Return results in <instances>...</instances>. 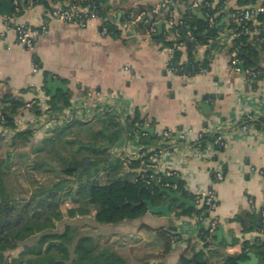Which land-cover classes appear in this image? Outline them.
<instances>
[{"label":"crops","instance_id":"obj_1","mask_svg":"<svg viewBox=\"0 0 264 264\" xmlns=\"http://www.w3.org/2000/svg\"><path fill=\"white\" fill-rule=\"evenodd\" d=\"M163 1L109 0L115 7L112 14L115 22L120 23L126 12L137 15L135 24L128 27L125 22L119 24V38L102 31L99 17L80 27L48 18L45 6L40 3L25 6L21 15L10 18L0 15V93L11 94L26 103L15 116L23 130L39 117L31 111L34 100L46 98L51 105L48 76L67 86L66 92L59 90L58 94H67L70 105L62 107L59 113H66L73 121H81L80 113L87 109L91 110L89 120L106 109L116 111L122 121L138 112L145 126L154 129L148 132L153 137L144 145L140 133L126 135L108 151L110 160L121 163L119 175L136 180L144 172L154 173L171 184L167 189H181L193 201V196L214 188L218 205L212 216L219 220L230 240L213 236L208 246L200 237L202 226L198 215L178 216L185 205L173 206L168 200L172 216L148 212L138 219L122 221L109 232L113 237L109 242L128 264H178L191 249L204 250L208 255L213 250L217 256H210L209 264H227L230 256L242 253L244 241L253 243L261 236L260 230L244 233L241 224L232 219L242 212L264 209V74L261 79L251 80L242 63L234 67L230 60L233 40L227 29L231 9L251 8L254 3L252 0L226 3L216 14L219 25L225 28L221 34L223 48L216 53L207 74L186 76L168 69L173 55L167 42L175 40V35L168 33L171 28L168 17L172 15L179 20L191 11L196 23L205 22L204 0L179 3L172 0L166 7L162 6ZM213 1L214 5L220 2ZM262 1L258 0V5ZM156 7L159 14L153 12ZM146 15L148 19L140 22ZM159 22L163 23L160 32L156 26ZM22 24L47 26L48 32L36 40L33 49H26L17 41L16 26ZM161 36L164 40L158 39ZM207 41L201 40L198 46L199 60L204 58ZM180 50L181 62H186V47ZM260 65L264 69V57ZM248 117L253 124H249V130H243L241 126ZM49 129L42 128L35 135H46ZM166 129L186 137L166 139L162 135ZM202 133H220L226 145L221 150L212 142L200 146ZM4 134L12 136L11 130ZM136 161L139 166L132 167L131 163ZM219 168L226 173L223 180L215 183L213 172ZM176 177L178 182H173ZM181 191L177 192L182 194ZM195 202V207H199ZM92 218L95 220V210ZM251 253L264 261V257ZM237 260L249 261L251 257L249 254L247 260Z\"/></svg>","mask_w":264,"mask_h":264},{"label":"trees","instance_id":"obj_2","mask_svg":"<svg viewBox=\"0 0 264 264\" xmlns=\"http://www.w3.org/2000/svg\"><path fill=\"white\" fill-rule=\"evenodd\" d=\"M66 0H0V15L10 18L15 15H21L24 7L30 3H40L45 9H51L54 4L63 3ZM71 4L81 7H89L88 15H94L102 19V31L106 28L105 34L114 38L121 36L119 28L120 23L137 19L133 11L126 12L122 15L120 23L114 21L112 14L115 7L110 4L109 0H68ZM210 7L205 8V12L216 15L221 12L226 3L223 0L216 5L214 1ZM254 7L258 5V0H252ZM238 9H231L230 18L228 19L229 32H242L238 37L233 38L231 52L237 53L239 62L244 65V72L252 69L254 71L262 70V73L249 78L261 79L264 69L260 65L264 57V33L261 30L259 41H255L249 33L243 31L244 25L252 26L247 23H237L232 19V14L237 13ZM224 13L219 16L220 18ZM260 22H264V13L257 15ZM183 24L172 26L168 33L180 34L172 42L167 44L183 42L186 47L188 59L181 62L183 52L177 49L173 54L174 66L177 68L184 67V71L179 74L194 76L198 74L201 68H210L211 62L217 52L222 48L221 34L225 31L224 26L219 25V21L213 26L209 25V20L196 23L194 14L189 11L181 19ZM192 31L194 39L187 37V32ZM207 32V50L202 60L197 59L198 46L201 39L196 34ZM158 39H163V36ZM48 76V73H46ZM37 101V100H35ZM59 104L61 106H59ZM0 105H3V114L5 116V128L11 130L12 145L18 147V140L29 141L35 136L33 129L16 130L15 116L19 111L26 107V103L11 94L0 93ZM70 105V97L67 94L59 93L57 96H51V107L54 113L62 111V107ZM31 111L40 116L42 111L37 103L31 107ZM122 121L116 111L106 109L98 113L89 121H69L67 126L56 125L49 129V134L54 137H48L44 140L46 144L60 146L58 156L61 160L63 177L60 180L58 189H86L87 201L95 208V220L99 223L118 224L125 220H135L147 214L148 206L145 200L150 199L155 204L161 205L168 200L172 201L174 206L177 200H172L163 189V182L153 180L151 184L147 183L150 178V172L140 174L136 180L128 176L119 175L120 161L110 160L108 158L109 150L118 145L126 135L141 134V142L147 145L152 134L143 132L141 127L145 126V121L140 114L136 112ZM246 124H253L251 117L244 120ZM218 134V133H217ZM217 134L204 135L199 142L200 146H205L207 142L214 141ZM6 135L0 133V141ZM69 146L70 151H69ZM72 146V147H71ZM222 149L221 146H217ZM47 150V147L44 148ZM64 151V154L61 153ZM146 150L143 149V152ZM81 155V156H80ZM13 151L8 153L7 157L0 155V264H128L127 261L114 249L109 247L100 248L90 236H83L75 240V236L70 235L66 230L64 233L47 230L52 223L48 224L37 216V211H33L31 199L16 198L12 195L8 187L7 172L12 167ZM139 161L132 162V167H138ZM101 172H104L101 174ZM224 175L226 173L223 170ZM67 175V177L65 176ZM65 176V177H64ZM105 176L106 179H102ZM215 176L213 172V177ZM181 191V189L175 190ZM182 195L189 196L185 191ZM196 200V196H193ZM172 206V207H173ZM263 210L260 212H242L237 214L232 221L241 224L244 233L254 230H261L264 225ZM195 214L206 217L208 215L206 207H192L184 209L177 213L178 216ZM162 215V214H159ZM163 233V231H160ZM37 236L33 244L26 242L32 237ZM203 241L208 246L213 238V233H200ZM71 244L74 246L73 252L70 249ZM23 246L18 256L11 258L10 252ZM168 249L171 247L167 243ZM251 252L264 257V240L258 238L253 243L244 241L243 251L236 256H230L227 264H238L237 258L247 260ZM217 256L215 251L211 250L210 255L204 250H193L184 253L178 264H209V257ZM220 256V255H219Z\"/></svg>","mask_w":264,"mask_h":264},{"label":"rangeland","instance_id":"obj_3","mask_svg":"<svg viewBox=\"0 0 264 264\" xmlns=\"http://www.w3.org/2000/svg\"><path fill=\"white\" fill-rule=\"evenodd\" d=\"M47 134L48 132L43 136L35 135L29 141L18 140V147L12 145L13 139L10 135L0 141V155L7 157L8 153L13 151L12 167L7 172L10 192L16 198L33 201L32 209L37 211V216L42 221L53 224L47 230L59 234L68 230L70 235L75 236V240L90 236L100 248L115 249L113 243L109 242L113 238L109 232L114 230L115 224L93 220L92 213L95 208L87 201V190L58 189L64 175L58 156L60 146L55 142L49 145L44 143L46 138L54 137V134L49 136ZM46 147L47 150L44 149ZM68 149L70 151L72 148L69 146ZM61 153L64 154V151L61 150ZM65 176L67 177L66 174ZM36 237H32L26 243L33 244ZM22 249L23 246L9 255L14 258ZM70 249L73 252V244Z\"/></svg>","mask_w":264,"mask_h":264},{"label":"built area","instance_id":"obj_4","mask_svg":"<svg viewBox=\"0 0 264 264\" xmlns=\"http://www.w3.org/2000/svg\"><path fill=\"white\" fill-rule=\"evenodd\" d=\"M181 1L182 0H174L173 3H179ZM223 1L227 3L231 0H223ZM170 2H172V0H164L162 3V6L166 7ZM204 5H205V8L210 7L212 5V1L204 0ZM153 12L155 14H159V8L156 7ZM88 13H89L88 6L81 7L75 4H71L70 1L68 0H66L63 3L54 4L51 7V9H48V10L45 9V14L48 18L60 19L67 23H74L80 27H86L90 19L96 17L94 15H88ZM260 13H264V1H262L256 7L238 10V12L233 13L231 17L233 21L237 23H243V22L247 23L250 21L252 23V26L245 24L243 31H245L246 33H249L252 36V38H254L255 41H259L261 39L259 37L261 30L264 33V22L263 23L260 22L257 18V15ZM205 14H206L207 20H209L210 26H213L216 23V21L220 20L216 15L210 14L209 12H205ZM168 20H169V24L171 27L176 24H183L182 20H176L173 18L172 15H169ZM135 23H136L135 20L127 21L125 22L124 26L128 27L131 24H135ZM16 32H17L18 43L21 44L26 49H33L35 46L36 40L40 36L45 35L48 32V29L45 24L38 26V27L27 25V24H22V25L16 26ZM103 32L104 33L106 32V28H104ZM241 33L242 32H228V37L233 40V38L238 37L239 35H241ZM175 36L177 38L180 36V34L177 33ZM187 37L191 40L194 39V35L192 31L187 32ZM184 46L185 45L183 42L173 43L169 47V51L173 55L177 49H180L181 47H184ZM230 57H231L230 59L231 63L234 65V67L237 68L240 63L239 59L237 58V53L235 51L231 52ZM168 69L172 73H175V74H179L180 72L184 71V67L177 68L174 66L173 56L168 63ZM38 70L39 69L36 65L34 67V71L37 72ZM208 71H209V68L204 67V68H201L198 74H207ZM261 73H262V70L254 71L252 69H249L245 71V74L248 78L250 75L257 76ZM34 103H37L39 105L42 111V114L35 121H31L30 123H28L27 127L30 129H33L35 132L39 131L42 128H46V129L53 128L54 126H56L57 124L61 122L67 123L73 120L66 113H54L52 111L51 105L47 103L46 98H41V99H38L37 101L34 100L33 104ZM3 108H4L3 105H0V133H4V131H6V128L4 126L6 119L3 114ZM90 111H91L90 109L89 110L87 109L86 111L81 112L80 120L88 121L91 118ZM15 124H16V130L22 129V126L19 121L15 120ZM241 128L243 130H249L250 126L249 124L244 123L241 126ZM162 135L164 138L171 139V140H182V139H185L186 137L182 133L169 130V129L164 130ZM203 136L204 134L202 133L199 135V138L201 139ZM212 143L215 145L216 148L217 146L224 147L226 145L225 139L223 135H221L220 133L217 134V136L215 137L214 141H212ZM262 173H264V171H262ZM214 174H215L214 176L215 183L224 179L225 175L222 169L219 168V169L214 170ZM153 180H156L157 182H163L166 188H169L171 186V184L166 179H163L162 177H159V175L151 173L150 178L147 179V183L151 184ZM196 200L200 204L201 207H204V206L206 207V211L208 213L206 217L202 215L198 216V222L202 226L200 230L202 233L208 232L209 234L210 233L212 234L214 231H216L220 227L219 220L216 217L212 216L213 212L215 211L218 205V197H217L216 190L214 188H210L204 192H201L196 195ZM263 216H264V211H263ZM260 231H261L260 238L264 240V225Z\"/></svg>","mask_w":264,"mask_h":264},{"label":"water","instance_id":"obj_5","mask_svg":"<svg viewBox=\"0 0 264 264\" xmlns=\"http://www.w3.org/2000/svg\"><path fill=\"white\" fill-rule=\"evenodd\" d=\"M148 19V16H144L142 19H140V22H145ZM149 26H151L153 24V20L149 21ZM162 22H159L156 24L159 32L162 30ZM159 34V33H158ZM206 34L207 32L203 33V34H196L198 38H200L203 41H206ZM242 67L244 68V66L242 65ZM47 90L50 91L52 96H56L58 94L59 90H62L64 92L67 91V86L62 83L61 81L54 79L52 76H48L47 77ZM206 106V104H204ZM202 105V106H204ZM141 130L144 132H152L154 129L148 126L145 127H141ZM173 182H178V177L172 179ZM163 191L168 194L170 196V198L172 200H177V206H181V205H185V209H189L192 207L196 206V202L193 201L191 198L189 197H185L184 195H182L179 192L173 191L171 189H163ZM147 206H148V211L150 213L153 214H164L166 216H172V212L170 211L171 208V202H167L166 204H161V205H157L155 204L152 200L147 199L145 200ZM213 236H216L218 238H221L222 236H224L225 238H227L228 240H230V237L227 233H225L224 228L223 227H219L216 231L213 232ZM250 257L251 260L249 261H239V264H264V261H259L255 255L253 253H250Z\"/></svg>","mask_w":264,"mask_h":264}]
</instances>
